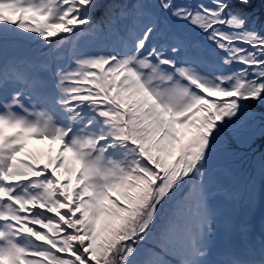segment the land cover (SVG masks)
Instances as JSON below:
<instances>
[{"label":"snow or ice","instance_id":"6c2138e0","mask_svg":"<svg viewBox=\"0 0 264 264\" xmlns=\"http://www.w3.org/2000/svg\"><path fill=\"white\" fill-rule=\"evenodd\" d=\"M0 264H264V0H0Z\"/></svg>","mask_w":264,"mask_h":264},{"label":"rangeland","instance_id":"374dc122","mask_svg":"<svg viewBox=\"0 0 264 264\" xmlns=\"http://www.w3.org/2000/svg\"><path fill=\"white\" fill-rule=\"evenodd\" d=\"M48 147L49 144L47 141H41V140H31L28 142V151L31 152L33 151L35 155H37L40 160L41 164H43L48 156ZM54 147V146H53ZM52 155H55L53 152Z\"/></svg>","mask_w":264,"mask_h":264}]
</instances>
